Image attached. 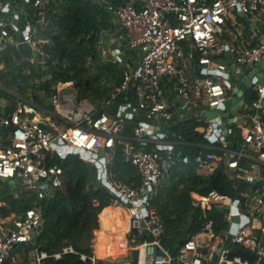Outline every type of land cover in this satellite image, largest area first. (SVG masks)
<instances>
[{
  "label": "built area",
  "instance_id": "2783aa9c",
  "mask_svg": "<svg viewBox=\"0 0 264 264\" xmlns=\"http://www.w3.org/2000/svg\"><path fill=\"white\" fill-rule=\"evenodd\" d=\"M8 1L0 0V12ZM23 1L36 15L24 30L1 18L0 62L5 53L28 43L37 52V59L45 64L51 55L42 48L39 33L46 26L50 0ZM106 3L116 14L127 48L117 49L113 54V62L125 65L117 91L104 109L80 98L72 82L61 83L50 97L55 112L41 111L32 101L23 100L9 113L0 114V179L19 184L23 181L43 199L65 187V169L50 163L56 158L78 155L97 167L100 178L106 172L107 188L114 196L111 205L125 210L128 225L119 244L120 254L100 255L97 238L92 255L80 254L81 260L88 264L121 258L129 259L122 264H264V84L259 83V73L254 75L251 88L257 99L250 103L245 95L235 123L241 124V131L236 141L233 139L232 148L228 135L234 138L235 130L226 129L221 122L215 126L216 119L203 116V112L219 109L231 97L246 69L264 61V34L258 25L264 24V0ZM231 10L242 13L255 25L254 38L259 42L250 43L240 33L233 34L231 40H221L223 30L229 26ZM128 55L132 61L137 58L135 68L127 61ZM197 66L201 68L199 73ZM171 89L189 114L177 112L169 98ZM119 96L123 103L113 116L107 105L114 104ZM194 112L202 126L195 130L204 135L211 148L197 154L194 161L202 172L212 175L225 163L235 195L213 191L196 196L193 205L202 211L201 229L173 251L165 245V219L153 202L177 161L175 149L181 136L190 128L187 125L175 132L172 130L175 121L192 119ZM54 118L63 121L64 127L60 128ZM136 119L135 137L143 144L153 143L155 150L120 141L122 160L138 169L141 180L139 185L117 183L110 177L108 166L116 158L120 133ZM148 119H158L165 127L158 130ZM68 148L77 149L78 153L70 154ZM242 182L248 184L244 192L239 190ZM238 194L240 199L236 198ZM214 212L223 214L222 221L228 228L220 229L221 220ZM42 218L40 208L9 216L0 213V264H26L28 260L30 264H45L47 253L36 248L29 258L26 249L35 242L33 233L41 227ZM117 238V230H107L103 241L113 244ZM234 246L254 254L255 262L232 256ZM75 252L70 246L54 257L60 259L63 254Z\"/></svg>",
  "mask_w": 264,
  "mask_h": 264
},
{
  "label": "trees",
  "instance_id": "16d2710c",
  "mask_svg": "<svg viewBox=\"0 0 264 264\" xmlns=\"http://www.w3.org/2000/svg\"><path fill=\"white\" fill-rule=\"evenodd\" d=\"M127 1L50 0L46 10V26L40 31L39 38L42 40V48L50 53L51 57L45 64L38 59L40 63L34 65L17 49H13L2 58L10 75V80L3 87L5 89L0 88V96L4 95L10 99L7 113L14 109L17 101L21 102L24 98L54 111L50 97L59 84L67 82L73 83V88L80 98L88 99L105 109L112 93L120 86L125 69L124 63L113 62V57L106 60L101 45L105 33L118 31L115 15L106 2L120 5ZM212 1L214 0H209ZM261 29L264 34V26ZM24 67H28L32 72L29 74ZM36 78L38 82L31 96L23 97L12 91L16 85L28 84ZM122 103L123 98L119 96L114 101L112 111L118 113ZM197 117L198 114H195L192 119L175 121L172 128L178 132V129L190 125L181 136V144L177 146L176 151L177 161L163 185L166 204L163 209H158L166 221L164 242L171 249L180 239L185 240L201 229L202 214H199L201 210L192 204V192L208 194L215 191L221 195H235L225 163L220 164L214 175H201L197 172L195 156L210 151L204 147L208 140L195 130L201 125ZM1 134L2 131L0 136ZM119 143L118 140L117 144ZM50 163H57L65 169V187L39 199L35 190L22 188L20 184L12 186L11 181L0 179V203L3 204L0 206V213L9 216L32 208L42 209V231L35 242L26 247L28 253L36 248L47 253L45 264H88L81 260L80 254H93L94 232L99 228V214L106 207L101 213V218L111 213L114 207L108 206L112 204L114 196L106 186L90 189V185L98 181V169L80 156L56 158ZM120 164L115 165L119 167ZM120 177L130 183L128 181L131 179V173L128 175L122 171ZM192 218V224H189ZM70 246L74 248L75 253L63 254L60 259L54 257ZM117 246L119 243L98 245L104 251V256L118 254L121 249L116 248ZM111 247H115L114 253L109 250ZM232 256L255 262L254 254L241 246H234ZM122 263L124 262L111 259L101 262Z\"/></svg>",
  "mask_w": 264,
  "mask_h": 264
},
{
  "label": "crops",
  "instance_id": "0c3cea01",
  "mask_svg": "<svg viewBox=\"0 0 264 264\" xmlns=\"http://www.w3.org/2000/svg\"><path fill=\"white\" fill-rule=\"evenodd\" d=\"M112 4V3H110ZM112 5H115V4H112ZM30 6V5H29ZM114 14V13H113ZM239 15V13H237ZM36 15V11L32 14L31 16V19H33ZM115 15V21L117 23V27H118V22H117V17H116V14ZM240 16V15H239ZM28 18V15L26 13H19V21H24V20H27ZM109 34V33H108ZM111 34L113 35V37H115L117 39V43L115 45V48L114 50L111 52L112 54V57L114 58V51L117 50V49H122V50H127L126 48V45H124L125 41L123 39V30H121L119 27H118V31L117 32H111ZM247 41H249L250 43H256L258 41L257 38H254V34H251L248 38H246ZM41 40V39H40ZM26 59V58H25ZM129 55L127 56V60H129ZM3 60V59H2ZM5 60V59H4ZM30 60V59H28ZM31 60L33 61V63L35 62V60H37L36 57H33L31 58ZM131 67L132 68H135L137 65H138V60L137 58L133 59V61L131 60V63H130ZM0 67L1 69L3 67H5V61H2L0 62ZM72 89V88H71ZM232 94V93H230ZM247 94V93H246ZM245 94V95H246ZM169 98H170V101L171 103L174 105L175 109L177 110V112L179 114L181 113H184L185 115L189 114V110L186 109L182 104H181V101L180 99L178 98L177 96V93L171 89V91L169 92ZM27 100V99H25ZM51 103V102H50ZM52 105V104H51ZM39 106V105H38ZM41 111H47V112H55L54 111H51L47 108H44V107H41ZM112 107H113V104L112 103H109L107 105V108H110L111 110V114L113 116L117 115L116 113H114V111H112ZM1 110L5 109L6 110V113L8 112L7 111V104L4 103L2 104V107L0 108ZM199 109H197L196 111L198 112ZM200 111V110H199ZM194 114H196L194 112ZM54 120L58 123V126L60 128H63L64 127V124H63V121H60L59 119L57 118H54ZM147 122H150L151 124L155 125L156 129L158 130H162L164 127H165V124L163 122H161L160 120H147ZM231 128H233L236 132L235 136H234V140L236 141V135L240 133L241 131V124H235L234 123V120L231 119ZM137 124V119L134 120L133 122H131V125L127 126L124 128V130L120 133V136H119V141H131L133 143H135L139 148H142V149H145V150H150L153 149L155 150V145L153 143H149V144H143L141 141H139L135 135H134V125ZM198 127H202L201 125L198 126ZM200 133V132H199ZM181 144V143H180ZM206 149H211L210 146H209V142L207 145L204 146ZM121 149H122V144L119 143L117 144V152L118 150H120L121 152ZM184 157V156H183ZM124 168H123V172H126L128 175L129 173H131V179H129L128 182H130L131 184H135V185H139L140 183V174H139V171L138 169L130 164V163H126L124 162ZM220 166V165H219ZM109 171V170H108ZM198 174H201V175H212L211 173H207V172H202V170L199 168L198 166V170H197ZM227 174H228V171H227ZM214 175V174H213ZM168 179V178H167ZM113 181L117 182V183H126V182H121V181H116L115 179L112 178ZM130 183H126V184H130ZM163 189V186L162 188ZM161 191V190H160ZM160 195V193H159ZM158 195V196H159ZM198 195H201V194H198L196 192H192L190 194V197L192 199V204H193V201H194V198ZM108 207H113L112 205L108 206ZM155 207V206H154ZM107 208V207H106ZM104 208L103 211L106 209ZM156 208V207H155ZM157 209V208H156ZM102 211V212H103ZM101 212V213H102ZM157 212L163 217V215L158 211L157 209ZM101 213L99 214V228L95 230V237H94V245L93 247L95 248V245H96V239H97V246L101 243H103L104 245H111L112 242H109L107 243L106 241H103V237H104V234H105V231L107 230H117L118 232V238H117V242L115 243H119L121 242L122 238L124 237L125 235V232H126V229H127V225H128V216L125 212V210L123 208H117V207H114L113 210L111 211V213L107 216H103L101 218ZM164 218V217H163ZM165 225H166V221H165ZM98 233V234H97ZM97 236V237H96ZM113 248V249H112ZM116 248H120L119 246H117ZM109 250H111L112 253H114L116 251L115 247H111L109 248ZM121 251V250H120ZM120 251L118 252V254H120ZM125 252V250L123 251ZM118 254H113L114 256L115 255H118ZM32 255V253H28V256L30 258V256ZM109 256H112V255H109ZM26 264H30V261L28 260L26 262Z\"/></svg>",
  "mask_w": 264,
  "mask_h": 264
},
{
  "label": "water",
  "instance_id": "95a60500",
  "mask_svg": "<svg viewBox=\"0 0 264 264\" xmlns=\"http://www.w3.org/2000/svg\"><path fill=\"white\" fill-rule=\"evenodd\" d=\"M34 9L29 6L28 3L24 2L23 0H9L6 4L4 10L0 12V20L3 18L5 21L8 20L9 22L14 23L17 25L21 30H24L25 26L31 21V16L34 13ZM19 13H26L28 15L27 20L19 21ZM239 15L245 19L247 23L251 25V27L254 30H257L255 25L250 22L248 18H246L242 13H239ZM259 36H262V33H258ZM263 40H264V36ZM126 45V42L124 43ZM18 51L20 54L26 58L31 59L33 57L38 56L37 52L33 51L28 43H21L19 45ZM121 57L124 59V57L121 55ZM129 63H131V60H127ZM197 72H201V68L199 66L196 67ZM245 77L242 79L240 83L237 84L236 88L234 89L231 97L224 102L223 105L220 106L217 110H208L206 112H203V116H205L209 120L216 119L217 122H215V126L218 125L219 122L223 124L226 129H230L231 127V119L234 120V123L238 122L237 114L239 112L240 106L244 104L245 102V94L252 88L253 84V77L256 73H259L258 79L260 84H264V61L261 62L259 65L255 66L254 68H248L245 70ZM6 110L3 109L0 114H5ZM226 133L228 134V130H226ZM233 135H228V141L229 146L233 147ZM211 140H215V138H212ZM177 151V149H175ZM68 152L77 154V149H71L68 148ZM87 155V154H85ZM100 166V165H99ZM107 174H103L102 178L98 176V181L94 184L90 185V189L101 188L103 186L108 187L107 184ZM36 185L38 183H35ZM20 186L22 188H28L29 184H23V181L20 182ZM248 184L246 182H242L239 186V190L241 192H244ZM241 194L237 195V199H240ZM220 210V209H219ZM193 218L190 219L189 224H192ZM42 227H39L36 232L33 233V241L41 234ZM231 240V236L228 238L227 242ZM184 243V239H180L178 242H176L173 246V251H177L179 247ZM262 244L264 245V234L262 237Z\"/></svg>",
  "mask_w": 264,
  "mask_h": 264
},
{
  "label": "rangeland",
  "instance_id": "374dc122",
  "mask_svg": "<svg viewBox=\"0 0 264 264\" xmlns=\"http://www.w3.org/2000/svg\"><path fill=\"white\" fill-rule=\"evenodd\" d=\"M229 16H230L229 17V26H228V28H225L223 30L222 35L220 37L222 41L231 40L233 34L240 33L242 36H244V38H248L251 34H254V30L252 29L251 25L249 23H247L244 18L239 16L235 10H231ZM258 25L261 27L264 26L263 23H258ZM39 40H40V38H39ZM40 42L42 45V40H40ZM258 42H259V40H258ZM116 43H117V39L115 37H113V35L111 33H109V34L105 33L104 34L101 45L104 48V51H105L104 55H105L106 60L112 59L111 52L114 50ZM29 61L33 63V61L31 59ZM221 61H224V59L221 58ZM36 63L37 64L40 63L38 61V59L35 60L34 65H36ZM17 66H18V64H17ZM24 70H26L29 74L32 72L29 70L28 67H24ZM9 80H10V75L8 74V69L6 70L5 67H3L1 69V67H0V88L5 89L3 87H4V85H6V82H8ZM37 82H38V79L36 78V79H33L32 81H30L28 84L22 85V83H20L19 85H16L12 91L16 92V94H19V95L21 94L20 96H23V97L24 96H31V93H32L33 89L36 87ZM246 97H247L248 101L250 103H252L257 99V93L253 89H250L247 92ZM24 99H26V98H24ZM9 102H10L9 98H7L4 95L0 96V103L1 104H4V103L9 104ZM17 103H18V101H17ZM152 150L153 149L150 148L149 151H152ZM119 163H121L120 166L119 167L116 166ZM123 165H124V161L122 160L120 150H118V152L116 151V158L114 160V163L112 165L108 166L110 177L115 179L116 181H121V182L127 181L124 178L120 177V174L122 173L123 168H124ZM166 182H167L166 179L163 180L162 185H164ZM11 184H12V186H16L19 184V182L18 181H12ZM165 204H166V197H165L163 189H161L160 195L156 197V199L153 202V205L157 209H159V208L163 209ZM200 213L202 214V211L201 212L199 211V214ZM213 215L218 217L221 220L220 229H226L229 227L228 224H225L222 221L223 220V214H221L219 212H214ZM94 237H95V232H94ZM118 261L127 262V261H129V259L121 258V259H118Z\"/></svg>",
  "mask_w": 264,
  "mask_h": 264
},
{
  "label": "bare ground",
  "instance_id": "6f19581e",
  "mask_svg": "<svg viewBox=\"0 0 264 264\" xmlns=\"http://www.w3.org/2000/svg\"><path fill=\"white\" fill-rule=\"evenodd\" d=\"M97 251L99 252L100 255L104 256V251L101 248H99L98 246H97Z\"/></svg>",
  "mask_w": 264,
  "mask_h": 264
}]
</instances>
